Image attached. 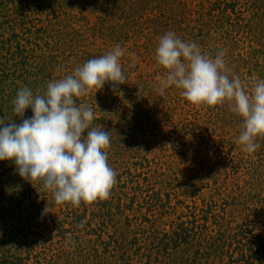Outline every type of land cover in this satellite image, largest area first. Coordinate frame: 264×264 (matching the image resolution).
I'll use <instances>...</instances> for the list:
<instances>
[{
  "label": "rangeland",
  "instance_id": "374dc122",
  "mask_svg": "<svg viewBox=\"0 0 264 264\" xmlns=\"http://www.w3.org/2000/svg\"><path fill=\"white\" fill-rule=\"evenodd\" d=\"M168 31L212 58L226 49L249 93L264 80V0H0L6 122H20L19 89L43 94L117 44L126 77L74 98L93 109L90 127L110 131L107 199L57 204L0 161V264H264V138L248 154L229 101L192 104L175 86L160 95L155 49Z\"/></svg>",
  "mask_w": 264,
  "mask_h": 264
},
{
  "label": "clouds",
  "instance_id": "9594fccd",
  "mask_svg": "<svg viewBox=\"0 0 264 264\" xmlns=\"http://www.w3.org/2000/svg\"><path fill=\"white\" fill-rule=\"evenodd\" d=\"M123 51L117 44L107 54L75 68L73 74L48 82L43 94L34 96L30 88L22 87L11 101L20 122L0 118V161H11L23 179L42 182L57 204L79 206L107 199L116 183L117 173L108 164L106 152L110 131L102 125L90 127L93 109L77 104L74 98L103 88L105 82L113 88L123 84L126 77L119 62ZM226 51L221 49L212 58L195 42L166 32L155 49L158 65L167 70L158 91L163 96L175 86L181 89V97L196 105L229 101L230 110L243 121L235 143L252 154L260 147L257 137L264 138V80H256L250 93L246 91L238 75L230 78ZM28 108L32 115L25 117Z\"/></svg>",
  "mask_w": 264,
  "mask_h": 264
}]
</instances>
